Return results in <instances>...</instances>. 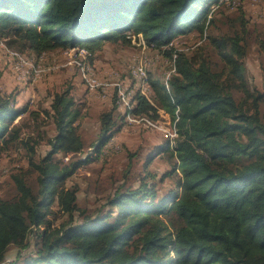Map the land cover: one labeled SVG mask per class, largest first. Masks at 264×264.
I'll return each instance as SVG.
<instances>
[{
  "label": "trees",
  "instance_id": "16d2710c",
  "mask_svg": "<svg viewBox=\"0 0 264 264\" xmlns=\"http://www.w3.org/2000/svg\"><path fill=\"white\" fill-rule=\"evenodd\" d=\"M222 1L0 0V37L37 57L70 48L92 54L107 41L131 42L130 29L142 33L171 62L169 74L149 80L150 94L142 91L135 102L130 96L133 108L124 119L168 113L177 136L162 147L173 163L163 178L180 175L161 193L147 174L139 186L117 191L107 210H81V223L56 224L54 206L64 214L80 210L79 187L67 181L90 158L76 159L85 148L81 113L69 90L58 92L52 149L41 162L31 161L38 191L16 173L19 196L0 198V264H264V91L246 77L253 33L244 12L240 31L217 37L208 31L216 13L210 6ZM194 31L202 37L196 46L173 44ZM256 39L264 47L260 34ZM114 101L118 109V94ZM114 109L102 116L98 153L122 129ZM25 112L0 96L3 145L20 140V126L12 124ZM60 152L68 162L55 159ZM35 235L40 242L24 256ZM12 248L19 252L8 260Z\"/></svg>",
  "mask_w": 264,
  "mask_h": 264
},
{
  "label": "rangeland",
  "instance_id": "374dc122",
  "mask_svg": "<svg viewBox=\"0 0 264 264\" xmlns=\"http://www.w3.org/2000/svg\"><path fill=\"white\" fill-rule=\"evenodd\" d=\"M210 8L216 10V13L215 22L208 31L216 37L240 31L244 12L247 26L253 33L246 59V77L250 87L264 91V47L256 42L257 34L264 40V0H227L214 3ZM127 32L132 38L131 42L107 41L92 54L86 49L79 48L83 53H76V49L70 48L55 50L40 57L15 44L14 39L0 37V96L10 97L17 107L26 109L12 124L20 126V140L8 146L0 142V198L14 200L19 196L12 178L16 173L24 175L33 190L38 191V172L31 166V161L41 162L52 149L51 142L58 131L52 113V100L56 93L65 90L70 91L75 100V108L81 113L78 123L85 148L76 159L90 158L67 181L68 187H79L80 210L64 214L54 206L56 214L50 218L56 224L81 223V210L89 213L101 208L107 210L105 204L117 191L139 186L147 174L156 177L149 180L157 182L161 193L174 187L180 175L172 174L163 178L164 174L173 169V163L169 160V151H161L166 145V137L177 136L170 115L160 111L158 119L148 120L131 114L124 119L126 109L133 107L119 101L118 109H114L117 104L114 97L118 90L119 97L120 93L129 92L133 101L142 91L150 94L147 77L149 80H164L171 64L158 49L149 48L142 33L138 35L133 29ZM201 40V35L194 31L175 37L173 44L180 48L192 47ZM202 46L206 51H212L208 40H203ZM14 55L18 60L27 62L33 81L25 84L16 77L13 70L16 61ZM145 62L147 77L143 79L141 73L136 75V72L145 66ZM113 109V117L120 116L122 129L98 153L94 144L101 134L102 116ZM69 157L60 152L55 159L68 162ZM150 157L152 160L148 163ZM31 241L32 246L24 256L34 250V244H38L40 238L35 235ZM18 252V248H12L8 252V260L16 259Z\"/></svg>",
  "mask_w": 264,
  "mask_h": 264
},
{
  "label": "bare ground",
  "instance_id": "6f19581e",
  "mask_svg": "<svg viewBox=\"0 0 264 264\" xmlns=\"http://www.w3.org/2000/svg\"><path fill=\"white\" fill-rule=\"evenodd\" d=\"M27 62L26 61H24V60H21V59H19V63H16V61L13 63V70H15V72H16V77L21 81V82H23V83H25V84H28L29 83V81H33L32 80V78H31V75H30V73L31 72H29L28 70H30V69H27V64H26ZM26 71V72H25ZM29 73H28V72ZM134 71V70H133ZM23 73V74H22ZM133 73V72H132ZM139 73H141V77L143 78V79H146V76H144V74L140 71V70H138L137 72H136V75L137 74H139ZM133 74H135V73H133ZM92 79V78H91ZM89 81H92V80H89ZM35 82V81H34ZM92 84V83H91ZM130 93L129 92H126V93H120V101L122 102V103H124V104H126V105H128V106H130V107H132L131 106V104L132 103H130Z\"/></svg>",
  "mask_w": 264,
  "mask_h": 264
},
{
  "label": "built area",
  "instance_id": "2783aa9c",
  "mask_svg": "<svg viewBox=\"0 0 264 264\" xmlns=\"http://www.w3.org/2000/svg\"><path fill=\"white\" fill-rule=\"evenodd\" d=\"M73 49H76V53H83V50H79V48H73ZM14 60H16V63H19V60H18V58L15 55H14ZM27 61H29L28 58H27ZM146 63L147 62H145V66L144 67H140L139 68V70L144 74V76H146ZM147 79H148V82H149V78L148 77H147ZM94 81H96V80L94 79ZM96 86H97V82H96ZM118 97H119V90H118Z\"/></svg>",
  "mask_w": 264,
  "mask_h": 264
},
{
  "label": "crops",
  "instance_id": "0c3cea01",
  "mask_svg": "<svg viewBox=\"0 0 264 264\" xmlns=\"http://www.w3.org/2000/svg\"><path fill=\"white\" fill-rule=\"evenodd\" d=\"M43 72H44V70H43ZM131 103V102H130ZM131 106H132V104H131Z\"/></svg>",
  "mask_w": 264,
  "mask_h": 264
}]
</instances>
